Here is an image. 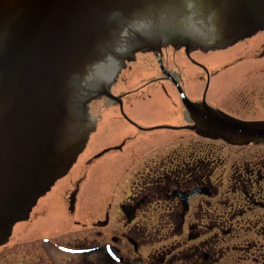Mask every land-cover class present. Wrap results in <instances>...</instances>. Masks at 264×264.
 <instances>
[{
  "label": "flooded vegetation",
  "instance_id": "1",
  "mask_svg": "<svg viewBox=\"0 0 264 264\" xmlns=\"http://www.w3.org/2000/svg\"><path fill=\"white\" fill-rule=\"evenodd\" d=\"M163 46L125 62L107 83L112 98L89 105V143L105 145L97 158L125 154L123 192L80 206L79 187L52 189L0 264H264V140L200 133L180 93L264 123V30L215 51Z\"/></svg>",
  "mask_w": 264,
  "mask_h": 264
},
{
  "label": "water",
  "instance_id": "2",
  "mask_svg": "<svg viewBox=\"0 0 264 264\" xmlns=\"http://www.w3.org/2000/svg\"><path fill=\"white\" fill-rule=\"evenodd\" d=\"M263 30L264 0H0V247L59 180L54 192L101 159L89 105L112 98L115 70L163 45L215 51ZM180 93L200 133L264 140V123Z\"/></svg>",
  "mask_w": 264,
  "mask_h": 264
},
{
  "label": "rangeland",
  "instance_id": "3",
  "mask_svg": "<svg viewBox=\"0 0 264 264\" xmlns=\"http://www.w3.org/2000/svg\"><path fill=\"white\" fill-rule=\"evenodd\" d=\"M129 172L125 160V154L114 153L108 154L95 163L91 164L69 182H67L60 190L73 189L76 186L81 190L80 206L88 202V194L104 193L114 191V199L119 196L127 186ZM59 190V191H60ZM87 197V198H86ZM95 200V199H90ZM84 216H82L83 218ZM89 218V217H86ZM16 240V239H14ZM25 262H30L25 261ZM105 262V260H104Z\"/></svg>",
  "mask_w": 264,
  "mask_h": 264
}]
</instances>
